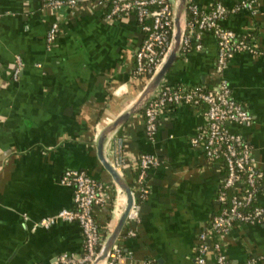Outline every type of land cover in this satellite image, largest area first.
Masks as SVG:
<instances>
[{"label":"crops","instance_id":"0c3cea01","mask_svg":"<svg viewBox=\"0 0 264 264\" xmlns=\"http://www.w3.org/2000/svg\"><path fill=\"white\" fill-rule=\"evenodd\" d=\"M240 1L187 0L205 11L217 2L231 10ZM254 9L255 15L245 9L230 12L221 24L238 34L254 32V42L264 48V0H255ZM101 11L92 0L57 11L42 0H0V264H61L56 261L60 253H81L76 221L32 227L40 217L71 206V188L60 182L64 168L82 169L102 182L106 202L93 211L101 233L107 234L123 205L96 157L94 138L145 84L132 75L143 33L133 14L106 19ZM51 22L58 32L46 44ZM201 42V50L179 53L163 84L216 88V40L205 32ZM15 56L21 66L13 79ZM222 77L252 114L250 125L229 127L251 145L261 171L256 198L264 205V55L235 53ZM205 123L204 106L168 105L152 136L145 133L139 112L106 141L104 155L112 160L114 140L121 138L126 181H133L138 153L157 158L146 169L138 218L126 219L117 238V264L193 263L198 232L219 208L224 175L221 161L208 160L188 142ZM223 247L232 264H264V221L234 224L223 236ZM207 260L214 264L213 252Z\"/></svg>","mask_w":264,"mask_h":264},{"label":"built area","instance_id":"2783aa9c","mask_svg":"<svg viewBox=\"0 0 264 264\" xmlns=\"http://www.w3.org/2000/svg\"><path fill=\"white\" fill-rule=\"evenodd\" d=\"M42 1L49 10L57 11L87 0ZM104 1L92 0L93 6L102 10ZM254 5L255 0H242L233 9L227 10L221 2H217L210 10L205 11L196 4L187 2V10L193 18L185 22L187 33L182 36L181 52L201 50L203 34L210 32L217 45L214 72L220 77L218 84L215 89H205L168 86L161 82L141 109L144 131L150 137L157 127L158 116L164 107L181 103L204 106L206 123L189 137L188 142L191 146L201 148L208 160H222L224 175L217 195L219 208L212 214L208 224L198 232L196 254L191 264H209V252L214 254V264H232L224 251L223 236L233 227L234 221H264V205L256 198L261 171L255 165L248 139L241 132L233 131L229 127L230 123L250 125L252 114L233 97L228 81L222 77L223 70L235 53L245 51L264 55V48H260L253 38L249 41L245 34H238L221 24L222 19L230 12L234 13L240 9L255 15ZM101 12L106 19L124 14L135 16L143 36L133 53L132 75L147 76L148 80L169 47L173 4L169 0H110L107 10ZM57 32V23L51 22L44 37L46 44L52 43ZM190 38L194 39V45H189ZM20 66L19 56H15L11 71L13 79H16ZM112 153L111 162L121 171L124 156L119 136L114 140ZM156 162L157 158L152 154H137L134 164L136 173L131 186L133 200L126 219L137 220L138 200L146 193V169ZM60 182L71 188V206L40 217L32 222V227H47L56 219L76 221L82 236L81 253H60L56 261L61 264H89L105 236L93 215L95 206L106 202L103 184L84 170L71 167L63 169ZM127 233L133 234V231L128 230ZM120 255L121 248L115 242L104 264H117Z\"/></svg>","mask_w":264,"mask_h":264},{"label":"water","instance_id":"95a60500","mask_svg":"<svg viewBox=\"0 0 264 264\" xmlns=\"http://www.w3.org/2000/svg\"><path fill=\"white\" fill-rule=\"evenodd\" d=\"M186 12L187 0L173 1L170 43L164 58L145 82L141 90L136 94L132 102L119 112V114H116L114 117L106 121L95 135L94 146L96 157L114 183L117 190V198L121 194L124 200L121 209L116 214V218L110 230L104 236L98 251L89 264H104L112 245L116 242V239L121 233V229L127 218V213L133 200L132 189L128 181H126L122 172L112 164L111 160L106 158L104 155V145L108 138L126 121L129 116L137 114L141 111L148 98L160 85L165 73L178 57L181 52V40L185 30Z\"/></svg>","mask_w":264,"mask_h":264},{"label":"trees","instance_id":"16d2710c","mask_svg":"<svg viewBox=\"0 0 264 264\" xmlns=\"http://www.w3.org/2000/svg\"><path fill=\"white\" fill-rule=\"evenodd\" d=\"M109 4H110V0H105V1H104V5H103V7H102V10L106 11L107 8H108V6H109ZM191 18H193V15H191V13L187 10V12H186V16H185V22H188L189 20H191ZM184 33L186 34V33H187V30H186V31L184 30ZM243 34H245V35L247 36V39H248L249 41H250V40L254 37V35H255L254 32H248V33H243ZM194 43H195L194 39H191V38H190V40H189V45H194ZM141 78H142V80H143L144 82L147 80V76H143V77H141ZM164 85H166V84H164ZM140 112H141V111H140ZM219 161H221V163H222V160H219ZM133 171H134V175H133V178H134L136 171H135V169H133ZM127 181H128V183H129L130 186L133 185V181H132V182H131V180H127ZM239 190H241V188H240ZM220 205H222V204L220 203ZM236 223H243V222H239V221H236V220H235L233 224H236ZM98 226H99V225H98ZM102 234H103V233H102ZM116 242H117V239H116Z\"/></svg>","mask_w":264,"mask_h":264},{"label":"bare ground","instance_id":"6f19581e","mask_svg":"<svg viewBox=\"0 0 264 264\" xmlns=\"http://www.w3.org/2000/svg\"><path fill=\"white\" fill-rule=\"evenodd\" d=\"M121 207H122L121 205L118 206L117 212H119V210L121 209Z\"/></svg>","mask_w":264,"mask_h":264}]
</instances>
